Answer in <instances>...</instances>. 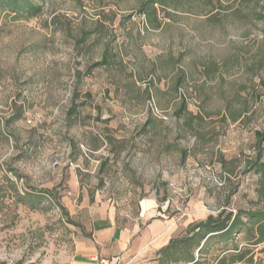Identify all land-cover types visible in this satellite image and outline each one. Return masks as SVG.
Instances as JSON below:
<instances>
[{"label":"rangeland","instance_id":"obj_1","mask_svg":"<svg viewBox=\"0 0 264 264\" xmlns=\"http://www.w3.org/2000/svg\"><path fill=\"white\" fill-rule=\"evenodd\" d=\"M33 1L32 18L0 9V264H66L88 233L78 213L99 201L141 227L152 199L177 239L208 214L264 208L249 166L257 147L264 161V0L147 14L144 0ZM247 242L215 237L192 264H230L235 247L253 258L237 264H264V242Z\"/></svg>","mask_w":264,"mask_h":264},{"label":"crops","instance_id":"obj_2","mask_svg":"<svg viewBox=\"0 0 264 264\" xmlns=\"http://www.w3.org/2000/svg\"><path fill=\"white\" fill-rule=\"evenodd\" d=\"M163 210L152 199L142 200L138 214L143 225L140 227L137 222L121 225L115 206L108 201L89 206L78 215L86 223L90 236L77 237L66 264H99L102 259L123 264V259L129 257L156 254L175 235L177 227L176 220Z\"/></svg>","mask_w":264,"mask_h":264},{"label":"trees","instance_id":"obj_3","mask_svg":"<svg viewBox=\"0 0 264 264\" xmlns=\"http://www.w3.org/2000/svg\"><path fill=\"white\" fill-rule=\"evenodd\" d=\"M240 2L249 3L252 0H239ZM156 3L163 4L164 0H144L140 6L139 12L147 14L150 9L155 10ZM42 6L33 0H0V9L13 13L17 17L32 18L40 14ZM256 19L264 20V13L256 12ZM264 53V49H263ZM259 144L264 140V130L256 131ZM258 144V146H259ZM262 149L257 147V153L250 163V169L254 173L264 178V161H262ZM61 208L64 209L63 206ZM67 219L69 214L65 213ZM69 222L71 220H68ZM242 232L247 243L258 245L264 242V208L257 210H248L244 212L219 211L216 215L208 214L205 219L190 222L182 238H171L168 243L158 250L161 262L184 260L187 263H194L195 257L193 251H200L211 239L219 238V241L229 239L234 232ZM90 236L89 233L86 234ZM180 249L181 255L175 257V253ZM235 252L230 255V264L239 262H252L250 248H234ZM217 264H228L226 258L222 257Z\"/></svg>","mask_w":264,"mask_h":264},{"label":"built area","instance_id":"obj_4","mask_svg":"<svg viewBox=\"0 0 264 264\" xmlns=\"http://www.w3.org/2000/svg\"><path fill=\"white\" fill-rule=\"evenodd\" d=\"M99 264H112V262L107 259H102Z\"/></svg>","mask_w":264,"mask_h":264}]
</instances>
